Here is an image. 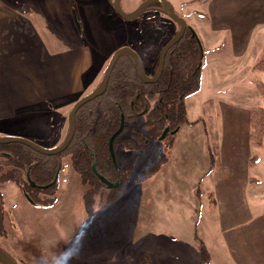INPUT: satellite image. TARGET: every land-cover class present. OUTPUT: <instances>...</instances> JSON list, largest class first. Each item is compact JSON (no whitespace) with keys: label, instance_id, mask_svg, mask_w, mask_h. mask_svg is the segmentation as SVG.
Listing matches in <instances>:
<instances>
[{"label":"rangeland","instance_id":"obj_1","mask_svg":"<svg viewBox=\"0 0 264 264\" xmlns=\"http://www.w3.org/2000/svg\"><path fill=\"white\" fill-rule=\"evenodd\" d=\"M49 1L51 2L43 3L37 9L44 10V18L46 14L49 17L47 27L53 29L55 51L65 45L71 46L69 48L83 42L89 45L92 51V68L85 75L87 81L93 77V69L101 64L100 72L95 76L94 87L101 80L112 55L124 46L134 48L143 65L147 66L146 73L152 77L153 62L159 57L169 37L179 30L178 23L161 9L145 11L133 20H125L115 11L114 0ZM143 1L122 0L121 6L128 13ZM167 1L175 13L188 20L189 24L194 25L196 20L198 27H204L208 10L215 0ZM154 3V8H161L160 1ZM68 28H72L74 32L70 39ZM228 48L225 41L212 51L204 50L202 70L212 68V54L220 62L227 61L231 57L228 55ZM258 48L264 51V37L254 36L246 49L241 50L242 54L233 58L238 65H242L243 70L240 72H245L247 78L253 76L254 80L261 78L262 72L253 67L246 71L245 67L250 66L253 61L250 59L256 56V51L253 50ZM262 78L264 79V74ZM248 80L249 78L245 82ZM202 87L203 85L196 94L186 97L188 121L180 127V132L176 133L177 129L169 130L163 139H160L161 136L153 137L140 150L116 148L115 160L123 170L122 174H128L125 183L118 186V189L84 183L74 171L70 157L66 156L58 171L57 188L52 193L36 194L37 204L34 207L37 210L32 215L24 202L21 203L22 207L14 211L6 207L13 203L12 191L22 194V188L17 182L4 183L0 178V244L6 241L5 244L12 246L10 252L18 264H56L65 253H70L68 264H197L198 253L199 258L201 257V247L210 254L208 264H243L245 244L252 240L246 237V233H241L245 234V238L239 239L241 234L235 229L225 234L231 239L239 234L236 242L222 240L223 233L214 224L215 215L205 213L207 204L203 198L200 199L204 194H196L197 199L193 201L184 189V186L190 185L187 182L194 181L190 175L193 170L190 169L188 154L179 148L176 150L175 145L182 137L183 129L208 124L205 118L190 119L192 111L195 113L205 106L206 89L204 93H200ZM90 90V87L86 89L77 100ZM196 95L201 100L196 99ZM77 100L70 98L54 101L19 112L0 122V138L22 137L46 149L57 148L68 135L69 114ZM220 103L222 108L223 104ZM137 124L130 123L136 127ZM163 154L165 160L160 170L139 181L144 168ZM6 170L8 167H3L1 173ZM184 178L188 179L185 182L188 185L181 183ZM252 188H248L247 197ZM43 198H52L47 206L51 213L63 217L62 229L58 227L61 225L44 221L49 218L43 216L48 210L45 211L39 204ZM20 199L23 201L22 195L18 201ZM261 207H264L263 200L255 204L254 211ZM207 208L210 211V207ZM15 213L18 217L14 216ZM191 215L198 220L196 228L190 224ZM258 236H261V232ZM258 239L259 243L264 242L261 237ZM237 242H240V247Z\"/></svg>","mask_w":264,"mask_h":264},{"label":"crops","instance_id":"obj_2","mask_svg":"<svg viewBox=\"0 0 264 264\" xmlns=\"http://www.w3.org/2000/svg\"><path fill=\"white\" fill-rule=\"evenodd\" d=\"M50 2L0 0V122L38 105L70 98L77 100L86 89L95 85L101 64L93 69L94 75L87 81L86 73L92 68L89 45L85 42L72 48L65 45L55 51L53 29L47 27L49 17L46 14L44 18V10L37 9ZM186 22L189 24L188 20ZM189 25L204 50L212 51L227 41L231 57L220 62L211 55L212 68L202 70L201 78L200 93L206 89L205 106L190 115L192 120L205 118L208 124L183 129L182 137L175 145L176 150L179 148L188 154L193 170L190 175L194 181L187 182L190 185L184 189L193 201L197 199L196 194H204L200 199L203 198L210 207V211L206 207L205 213L215 215L214 224L223 233L222 240L236 242L239 234L232 239L225 234L234 229L240 234L246 233L252 240L245 244L243 264H264V242L259 243L258 239L261 237L264 241V207L254 211L255 204L264 201V147L253 145L250 140V110L264 107V98L254 77L249 76L245 82L248 78L245 72H240L242 65L233 60L242 54L241 50L246 49L254 36L264 37V0H215L208 10L204 27H198L196 20L194 25ZM73 34V29L68 28L69 39ZM253 51L256 56L250 59L253 61L245 67L246 71L264 52L259 48ZM198 95L195 98L201 100ZM220 102L224 107H220ZM180 131L178 128L176 133ZM187 180L181 179V183L186 185ZM249 187L253 188L247 197ZM14 192L13 203L6 207L14 211L24 202L28 211L35 215V204L23 192ZM20 195L23 201H18ZM41 207L48 210V215L43 216L49 220H43L61 225L58 227L62 229L63 217L51 213L47 205ZM14 216L18 217L16 213ZM189 218L190 224L197 227V218L194 215ZM260 232L261 236H258ZM192 237L195 242L194 232ZM241 238H245V234H241ZM5 242L0 248L14 259L10 252L12 246ZM237 243L240 247V242ZM196 262L201 264L199 253Z\"/></svg>","mask_w":264,"mask_h":264},{"label":"trees","instance_id":"obj_3","mask_svg":"<svg viewBox=\"0 0 264 264\" xmlns=\"http://www.w3.org/2000/svg\"><path fill=\"white\" fill-rule=\"evenodd\" d=\"M159 6L162 7V3ZM187 28L183 37L168 50L162 75L155 83H145L139 77L134 59L126 53L122 54L113 68L105 93L77 111L75 135L62 153L44 155L21 143L0 144V173L3 167H8V170L1 173V181L19 183L28 200L37 204L38 192L52 193L57 188L58 171L64 157L69 156L74 171L84 183L107 186L101 181V175L117 184L115 188L118 189V186L125 183L128 174H122L123 170L110 151L109 142L119 129L122 119L124 128L114 140V153L117 147L129 151L143 149L151 138L160 137L165 128L175 130L188 121L185 100L200 89L204 49L194 29L189 25ZM261 57L253 69L264 74V52ZM153 64L154 75L159 57ZM104 74L90 92L101 84ZM254 83L264 98V79H256ZM68 119L70 127V114ZM133 122L138 123V126L130 125ZM250 140L253 145L264 147V107H252L250 110ZM163 160L164 154L148 164L138 180L158 172ZM94 164L97 173L93 169ZM125 171L129 172L128 169ZM27 172L37 184L36 187L28 181ZM51 200L43 198L39 204L47 205ZM208 260L209 253L202 247L201 264H207Z\"/></svg>","mask_w":264,"mask_h":264},{"label":"water","instance_id":"obj_4","mask_svg":"<svg viewBox=\"0 0 264 264\" xmlns=\"http://www.w3.org/2000/svg\"><path fill=\"white\" fill-rule=\"evenodd\" d=\"M121 1L122 0H114V8H115V11L117 12V14L125 20H133V19L137 18L139 15H141L147 9V7L150 4H153L156 1H160L162 3L161 10L164 11L174 21H176L180 26L179 31L172 38H170L168 40V42L162 48V50L160 52V60H159V64H158V68H157L156 73L152 77L149 76L145 71L143 62H142L139 54L129 46L121 47L112 55V57L109 61V64L106 68L104 78H103L101 84L97 88H95L93 91L89 92L88 94H86L85 96H83L81 99L77 100L73 104V107L70 111L69 133H68L65 141L60 146H58L57 148H54V149H46V148H43L40 145H38V144L28 140V139H25L22 137H16V136H9V137L0 138V144L21 143V144H24V145L32 148L33 150H35L41 154H44V155H56V154H59V153H62L63 151H65L67 149V147L69 146V144L71 143V141L73 140V137L75 135L77 111L81 108V106H83L87 102H89V101L95 99L96 97L101 96L103 93H105L109 79H110V76H111V73L113 71V68H114L116 62L118 61V59L120 58V56L124 53L130 55L134 59V61L136 62L137 68H138L139 77L145 83L152 84V83L157 82L160 79L162 72H163V69H164V66H165V60H166L167 52L174 45V43H176L177 41H179L183 37V35L187 29V22L183 17H180L179 15H177L175 13L174 9L171 7V4L167 0H144L135 10L128 12V13L123 10V8L121 6ZM123 128H124V120L122 119V122H121L119 129L112 135V137L110 138V142H109L110 151H111L113 156H115L114 149H113L114 140L123 131ZM168 131H169V128L168 127L165 128L160 139L165 138ZM93 169L97 173L95 164L93 165ZM99 177H100L101 181L104 182L107 186H109L111 188L116 186V184L109 182L103 176L100 175ZM27 178L33 187L37 186V184L31 180V178L29 176V172H27ZM40 187L44 188L46 186H40ZM0 261L3 264H18L2 248H0Z\"/></svg>","mask_w":264,"mask_h":264},{"label":"flooded vegetation","instance_id":"obj_5","mask_svg":"<svg viewBox=\"0 0 264 264\" xmlns=\"http://www.w3.org/2000/svg\"><path fill=\"white\" fill-rule=\"evenodd\" d=\"M159 7H161V6H159ZM160 9H161V8H154V4H153L152 6H148L147 9H146L145 11H149V10H158V11H161ZM145 11H144V12H145ZM178 26H179V24H178ZM189 26H190V25H189ZM179 29H180V26H179ZM187 30H188V28L186 29V31H187ZM178 31H179V30H178ZM178 31H177V32H178ZM186 31H185V33H186ZM177 32H176V33H177ZM176 33H175V34H176ZM185 33H184V34H185ZM175 34L171 35V37H169V39L172 38ZM194 34H195V31H194ZM169 39H168V40H169ZM167 42H168V41H167ZM167 42H166V43H167ZM166 43H165V44H166ZM165 44H164V45H165ZM164 45H163V47H164ZM131 48H132V47H131ZM132 49H133V48H132ZM133 50H134V49H133ZM139 56H140V55H139ZM159 60H160V54H159ZM144 68H145V71H146L147 66H146L145 64H144Z\"/></svg>","mask_w":264,"mask_h":264},{"label":"clouds","instance_id":"obj_6","mask_svg":"<svg viewBox=\"0 0 264 264\" xmlns=\"http://www.w3.org/2000/svg\"><path fill=\"white\" fill-rule=\"evenodd\" d=\"M70 253H65L64 256L61 259H58L56 261V264H68V261L70 260Z\"/></svg>","mask_w":264,"mask_h":264},{"label":"built area","instance_id":"obj_7","mask_svg":"<svg viewBox=\"0 0 264 264\" xmlns=\"http://www.w3.org/2000/svg\"><path fill=\"white\" fill-rule=\"evenodd\" d=\"M0 264H3V263L0 261Z\"/></svg>","mask_w":264,"mask_h":264}]
</instances>
